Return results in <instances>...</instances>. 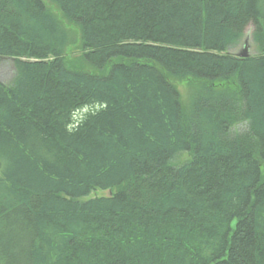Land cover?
<instances>
[{
  "label": "trees",
  "instance_id": "1",
  "mask_svg": "<svg viewBox=\"0 0 264 264\" xmlns=\"http://www.w3.org/2000/svg\"><path fill=\"white\" fill-rule=\"evenodd\" d=\"M51 1L92 71L0 0V264H264V0Z\"/></svg>",
  "mask_w": 264,
  "mask_h": 264
},
{
  "label": "rangeland",
  "instance_id": "2",
  "mask_svg": "<svg viewBox=\"0 0 264 264\" xmlns=\"http://www.w3.org/2000/svg\"><path fill=\"white\" fill-rule=\"evenodd\" d=\"M44 2L46 4L47 11L56 19L57 23L67 35L66 50L64 52V57L65 59H67V63L71 66H77L85 70L92 71L91 67L87 63H85L81 58L82 51L80 49V34L78 29L64 18V16L59 11L58 7L51 0H44ZM251 33L252 27L247 28L244 37L239 43V45L235 48H232L230 51L232 53H235L236 55L238 53L243 52L244 50L249 53H256L255 45L251 38ZM12 74L13 67L11 63L7 60L0 59V82L8 83L12 77ZM177 84V88L180 93L182 102L187 103V95L193 87L192 81H180ZM188 158L189 157L186 154H179L172 160V164L178 166L180 164L185 163ZM262 171L264 172V169ZM104 195H106L105 192L97 190L96 192L91 194L90 197Z\"/></svg>",
  "mask_w": 264,
  "mask_h": 264
},
{
  "label": "water",
  "instance_id": "3",
  "mask_svg": "<svg viewBox=\"0 0 264 264\" xmlns=\"http://www.w3.org/2000/svg\"><path fill=\"white\" fill-rule=\"evenodd\" d=\"M246 42V41H245ZM248 52H246L245 50L241 53H238L237 56L238 57H242V58H245V57H248L249 55L247 54Z\"/></svg>",
  "mask_w": 264,
  "mask_h": 264
}]
</instances>
